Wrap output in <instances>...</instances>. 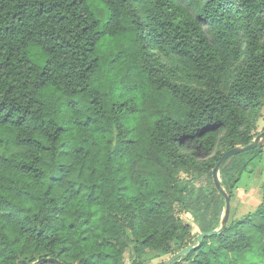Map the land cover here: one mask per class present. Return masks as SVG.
<instances>
[{
	"label": "trees",
	"instance_id": "16d2710c",
	"mask_svg": "<svg viewBox=\"0 0 264 264\" xmlns=\"http://www.w3.org/2000/svg\"><path fill=\"white\" fill-rule=\"evenodd\" d=\"M263 107L264 0H0V264H141L218 228L212 170ZM263 161L223 162L230 198ZM261 190L174 264H264Z\"/></svg>",
	"mask_w": 264,
	"mask_h": 264
},
{
	"label": "rangeland",
	"instance_id": "374dc122",
	"mask_svg": "<svg viewBox=\"0 0 264 264\" xmlns=\"http://www.w3.org/2000/svg\"><path fill=\"white\" fill-rule=\"evenodd\" d=\"M38 65H43L42 58L36 60ZM257 134L264 130V107L257 121ZM264 184V161L249 177H246L234 188V195L230 198V211L228 221L240 218L249 211L254 210L262 202L261 185ZM174 254V253H173ZM172 254L158 255L156 252L147 251L141 258V264H161ZM123 264H131V252L127 249L123 255Z\"/></svg>",
	"mask_w": 264,
	"mask_h": 264
},
{
	"label": "water",
	"instance_id": "95a60500",
	"mask_svg": "<svg viewBox=\"0 0 264 264\" xmlns=\"http://www.w3.org/2000/svg\"><path fill=\"white\" fill-rule=\"evenodd\" d=\"M263 143H264V130L259 132L253 138V140L250 143H248L246 145H236V146L226 150L222 154V156L220 157L219 161L217 162V164L215 165V167L212 170V180H213L214 186L223 195V198H224V209H223V213L221 215L219 227L216 228V229L210 230V231L199 233L194 239H192L191 243H189L187 246L179 249L177 252L172 254L169 258H167L161 264H174L181 257L187 256L188 253L192 249L196 248L201 243L203 238L211 236V235H214V234H220V233H222L225 230V228L227 227L229 211H230V197H229V194H228L227 190L221 184V180L219 178V169H220L221 165L223 164V162L228 157H230L232 155H235L237 153H241V152L247 151V150L252 149L254 147L260 146ZM44 262H49V263H53V264H64L63 262H61L57 258L50 257V256L49 257L38 258L36 261L30 262V263H27V264H41V263H44Z\"/></svg>",
	"mask_w": 264,
	"mask_h": 264
}]
</instances>
